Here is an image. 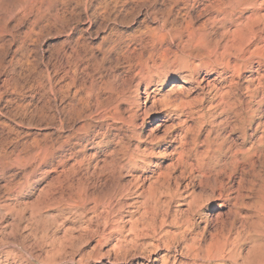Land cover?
I'll list each match as a JSON object with an SVG mask.
<instances>
[{
    "label": "rangeland",
    "instance_id": "obj_1",
    "mask_svg": "<svg viewBox=\"0 0 264 264\" xmlns=\"http://www.w3.org/2000/svg\"><path fill=\"white\" fill-rule=\"evenodd\" d=\"M33 1L0 0V264H264L248 255L264 244V229L252 226L264 216V51L237 60L242 70L223 65L236 58L212 52L223 46L222 23L208 0ZM78 42L97 69L77 95L56 98L54 56ZM96 91L116 100L101 120L85 117ZM70 101L82 115L61 130ZM85 122L86 140L79 133L44 163L26 158L44 136L62 140ZM212 236L221 244L213 254Z\"/></svg>",
    "mask_w": 264,
    "mask_h": 264
},
{
    "label": "bare ground",
    "instance_id": "obj_2",
    "mask_svg": "<svg viewBox=\"0 0 264 264\" xmlns=\"http://www.w3.org/2000/svg\"><path fill=\"white\" fill-rule=\"evenodd\" d=\"M46 1V0H45ZM50 1V0H49ZM49 1H46V2H49ZM54 1V0H53ZM56 1V0H55ZM55 1H54V3H55ZM69 1V0H68ZM73 1V0H72ZM72 1H71V3H72ZM83 1V3L84 4H86V6H87V4L88 5H90V2L88 3L87 2V0H82ZM114 1V3L115 2H118V0H113ZM195 2H201V1H203V0H194ZM33 2H35V0L33 1ZM37 2V1H36ZM60 2V1H59ZM61 2H62V0H61ZM63 4L65 5V3L67 2L66 0H63ZM74 2V1H73ZM186 2H188V0H186ZM207 2V1H206ZM208 2H210L207 6L209 7V9L207 10V11H210V8H212V12L214 11L215 12V16H214V18H213V20L214 21H217V22H221L222 24L220 25V29L222 30V33H221V36H220V38H221V41H223V46H221V44L218 42V44L217 45H213V47L215 46V48H214V50H212V52H218V51H220L221 52V50H218V48H221L222 50H223V52L221 53V56L222 57H220V58H222L223 59V55L224 54H227V53H229V52H231V54L230 55H233L234 56V58H236V63L234 64V65H232V63H231V61H230V59H228L227 57H226V59H228V61H225V62H223V65L225 64L226 66H231V69H232V67H233V69H235V70H240L241 68H242V65L240 64V63H242V62H237V60H239V59H241V58H246V55H248V54H250L251 55V53L253 54V52H256L257 50L259 51L260 50V52H261V50L262 51H264V4L263 3H261L262 1H260V4H258V1L257 0H208ZM207 2V3H208ZM250 2V4L252 3V2H254V4L255 3H257L258 5H253L254 7H253V9L251 10V12L250 13H248V14H245L244 13V11L243 12H240V13H238L239 15L237 16V18L235 17V12L233 11L234 10V8L235 7H239V6H241V5H245V7H246V5H248V6H251V5H249L248 3ZM263 2H264V0H263ZM57 3V2H56ZM68 3V2H67ZM41 4H42V1H41ZM46 4L47 3H44V5L46 6ZM53 4V3H52ZM92 4V3H91ZM206 4V3H205ZM253 4V3H252ZM38 5H39V3H38ZM43 5V6H44ZM68 5V4H67ZM70 5V4H69ZM202 5V4H201ZM30 6H31V4H30ZM37 6V5H36ZM48 6V5H47ZM46 6V7H47ZM73 6H74V4H73ZM191 6H192V4H191ZM203 6V5H202ZM204 6H206V5H204ZM51 7H53L52 5H51ZM57 7V6H56ZM64 7V6H63ZM71 7H72V5H71ZM189 7V6H188ZM193 7H194V5H193ZM32 8V7H31ZM44 8V7H43ZM54 8V7H53ZM74 8V7H73ZM88 8V7H87ZM240 8V7H239ZM252 8V7H251ZM23 9V8H22ZM28 9V8H27ZM48 9H50V7H48ZM47 9V10H48ZM57 9V8H56ZM100 9V8H99ZM191 9H193V8H191ZM203 9V8H202ZM201 9V10H202ZM205 9H206V7H205ZM204 9V10H205ZM236 9V8H235ZM244 9V8H243ZM37 10V9H36ZM46 10V11H47ZM88 10V9H87ZM189 10H190V7H189ZM200 10V11H201ZM203 10V11H204ZM198 11H199V9H198ZM202 11V12H203ZM206 11V10H205ZM204 11V12H205ZM241 11V10H240ZM24 12V11H23ZM29 12V11H28ZM32 12V11H31ZM38 12V11H37ZM52 12V11H51ZM168 12V11H167ZM201 12V13H202ZM234 12V13H233ZM238 12V11H237ZM236 12V13H237ZM169 13H170V11H169ZM168 13V14H169ZM190 13V12H189ZM210 13V12H209ZM58 14V13H57ZM59 14H60V11H59ZM154 14H158L156 11H155V9H154ZM205 14V13H204ZM207 14V13H206ZM30 15H32V14H30ZM46 15V14H45ZM49 15V14H48ZM48 15H46V16H48ZM52 15H55V14H52ZM165 15V20H164V22H167V20H168V17L170 16V15H167L166 13H163V16ZM185 15H188V13L187 14H185ZM211 15H213V14H211ZM237 15V14H236ZM25 16V15H24ZM50 16H51V14H50ZM59 16V15H58ZM189 16V15H188ZM191 16H192V14H191ZM96 17V16H95ZM212 17V16H211ZM189 18V17H188ZM191 18V17H190ZM190 18H189V20H190ZM45 19V18H44ZM44 19H42V20H44ZM47 19H48V17H47ZM35 20V19H34ZM52 20H53V17H52ZM192 20V23L194 22L193 21V19H191ZM187 21V20H186ZM18 22V21H17ZM188 22H191V21H188ZM36 23H37V21H36ZM36 23H34V24H36ZM185 23H187V22H185ZM184 23V24H185ZM191 23V24H192ZM19 24V23H18ZM38 24V23H37ZM186 25V24H185ZM34 26H36V25H34ZM38 27V26H37ZM186 27H188V26H185L184 28H186ZM193 27V26H192ZM180 29V28H179ZM187 29V28H186ZM185 29V30H186ZM191 30V29H190ZM195 30V29H194ZM179 31V30H178ZM220 31V30H219ZM175 32V31H174ZM181 32V31H180ZM186 32H188V31H186ZM191 32V31H190ZM197 32V31H196ZM195 33V32H194ZM177 34H178V32H177ZM186 34V33H185ZM196 34V33H195ZM194 34V35H195ZM197 35V34H196ZM181 36V35H180ZM191 37V36H190ZM196 37V36H195ZM251 37H254V39H251ZM183 38V37H182ZM194 38V37H193ZM219 38V37H218ZM208 40V39H207ZM183 41V40H182ZM190 41H194L195 42V40H190ZM205 41V40H204ZM216 40H214V42H215ZM219 41V40H218ZM208 42H209V40H208ZM211 43H212V40L210 41ZM209 42V43H210ZM213 42V43H214ZM217 42V41H216ZM188 43V42H187ZM196 43V42H195ZM202 43V42H201ZM222 43V42H221ZM183 44H184V42H183ZM203 44V43H202ZM186 45H188V44H186ZM204 45H206V44H204ZM199 46V45H198ZM200 46L202 47V45L200 44ZM199 46V47H200ZM210 46V45H209ZM208 46V48H211V47H209ZM212 46V45H211ZM219 46H221V47H219ZM83 45H80L79 44V42L77 43V45H76V47H74V48H71V50L69 51V52H67V51H64L62 54L61 53H57L55 56H54V59H55V61H54V64H53V67H52V70H51V76L49 75V89H50V91L52 92V94L54 95V97H61V98H64V97H69L70 96V92H71V89L72 88H75L76 89V93L74 94V95H77V93H79L81 90H84V87H85V84H86V76H91V73L89 72L90 71V68H92V71L94 70V69H97L96 67H94L93 68V66H94V64H90V63H87L89 60L86 58V56L87 55H85V51L83 50ZM206 47H207V45H206ZM212 47V48H213ZM183 48V47H182ZM193 48V47H192ZM205 48V47H204ZM254 48V49H253ZM116 49V47H114V46H112V48L110 49V52H113V50H115ZM183 49H185V48H183ZM207 49V48H206ZM197 50V49H196ZM199 50V49H198ZM201 50V49H200ZM203 50V49H202ZM201 50V51H202ZM208 50H210V49H208ZM207 50V51H208ZM252 50V51H251ZM185 51V50H184ZM206 51V52H207ZM257 51V52H258ZM188 52V51H187ZM210 52V51H209ZM185 53V52H184ZM192 53V52H191ZM185 54H187V53H185ZM192 54H194V52L192 53ZM199 54H201V53H199ZM211 54V53H210ZM213 54V53H212ZM216 54V53H215ZM259 54V53H258ZM182 55V54H181ZM201 55H203V54H201ZM206 55V54H205ZM209 55V54H208ZM214 55V54H213ZM218 55V54H217ZM216 55V56H217ZM255 55V54H254ZM259 55H261V54H259ZM153 56V55H152ZM180 56V55H179ZM207 56V55H206ZM216 56H215V58H216ZM225 56V55H224ZM263 56V55H262ZM261 56V57H262ZM150 57V56H149ZM197 57V56H196ZM204 57V56H203ZM203 57H202V59H203ZM209 57V56H208ZM248 57H249V55H248ZM247 57V58H248ZM251 57H253V56H251ZM200 58H201V56H200ZM215 58H214V60H215ZM220 58H219V60H220ZM232 58V57H231ZM260 58V57H259ZM264 58V57H263ZM262 58V59H263ZM182 59V58H181ZM195 59V58H194ZM193 59V60H194ZM198 59V58H197ZM201 59V60H202ZM217 59V58H216ZM225 59V58H224ZM253 59H255V58H253ZM139 60V59H138ZM190 60H191V58H190ZM204 60V59H203ZM207 60H208V58H207ZM218 60V61H219ZM246 60V59H245ZM247 60H249L250 61V59H247ZM257 60H258V58H257ZM209 61V60H208ZM211 61V60H210ZM209 61V62H210ZM217 61V60H216ZM215 61V62H216ZM240 61V60H239ZM251 61H252V59H251ZM254 61V60H253ZM132 62V61H131ZM148 61H146V62H140V69H139V73L140 74H143L145 71H147V69H148V63H147ZM180 62V61H179ZM188 62H190V61H187V63ZM192 62V61H191ZM212 62V61H211ZM214 62V61H213ZM212 62V63H213ZM193 63V62H192ZM220 63V62H219ZM222 63V62H221ZM252 63V62H251ZM137 64V63H136ZM194 64H195V62H194ZM245 64V63H244ZM163 65V64H162ZM186 65H188V64H186ZM261 65V64H260ZM164 66V65H163ZM133 67H135V66H133ZM157 67V66H156ZM183 67V66H182ZM191 67V66H190ZM244 67V66H243ZM249 67V66H248ZM247 67V68H248ZM186 68H187V66H186ZM251 68V67H250ZM189 69V68H188ZM194 69V68H193ZM244 69V68H243ZM195 70H196V68H195ZM195 70H193V71H195ZM233 71V72H236V71ZM242 70V69H241ZM149 71V70H148ZM192 71V70H191ZM151 72V71H150ZM159 73V72H158ZM237 73V72H236ZM236 73H234L235 75H237ZM240 73V72H239ZM160 74H162V73H160ZM185 75V74H184ZM162 76V75H161ZM234 76V75H233ZM240 76H241V74H240ZM189 77H191V78H194L195 77V74H194V72H192V73H190V74H186L185 76H184V78H185V81H187L188 79H189ZM235 77V76H234ZM10 78V77H9ZM236 78V77H235ZM223 79V78H222ZM262 79V78H261ZM225 80V79H224ZM234 80V79H233ZM47 81V82H48ZM176 87H175V90H181V87H182V85H180V84H177V85H175ZM263 88V87H262ZM173 90H174V87H173ZM139 90H137V92H138ZM257 92V91H256ZM260 93V92H259ZM88 95H89V108H88V114L87 115H85V117H87V116H89V117H91L92 119H99V120H101V119H104V118H106L105 116H106V114L108 113V111H110L114 106L113 105H115V97L113 96V94L112 95H110V97H108V98H106V99H102L101 98V95H100V92H98V91H96V92H94V93H91V92H88ZM148 96H149V94H147V98H148ZM150 97V96H149ZM13 100V99H12ZM63 100H65V99H63ZM74 100V99H73ZM81 100V99H80ZM11 103V102H10ZM20 104V103H19ZM19 104H18V106H19ZM26 104V103H25ZM25 104H24V107H26L25 106ZM21 105V104H20ZM23 105V104H22ZM77 105V104H76ZM76 105H75V103L73 102H69L68 103V106H66V107H64L63 108V110H62V112H61V117L59 118V120H58V122H59V124H57L58 126H59V129H63L64 127H65V125L66 124H68V122H69V116H72V117H74V116H79L80 117V114L82 115V111H80V108H78V107H76ZM79 106V105H78ZM23 107V108H24ZM44 107H45V105H44ZM18 108V107H17ZM19 108H20V106H19ZM22 108V107H21ZM28 108V107H27ZM27 108H25V109H27ZM115 108V107H114ZM18 110V109H17ZM44 110V109H43ZM38 111H40V110H38ZM60 112V111H59ZM16 113V112H15ZM17 114H18V112H17ZM242 115V114H241ZM17 116H19V114L17 115ZM16 116V117H17ZM242 117H243V115H242ZM242 117H241V120H242ZM244 119V118H243ZM11 120V119H10ZM240 120V121H241ZM245 120V119H244ZM32 121V120H31ZM30 121V122H31ZM17 122V121H16ZM56 122V121H55ZM58 122H56V123H58ZM245 122V121H244ZM243 122V123H244ZM242 123V122H241ZM50 125V124H49ZM56 125V124H55ZM56 125V126H57ZM231 125V124H230ZM233 125H237V124H233ZM232 125V126H233ZM91 127V124L90 123H87V122H85L83 125H81L80 127H78V128H76L75 130H74V132L73 133H71V134H69V135H67L64 139H62V140H50V142H49V139H48V137H45L44 136V138H47V139H45L44 141H37V143H35V145H34V149L33 150H30V151H28V150H26V151H28L27 152V154H26V158H28L29 159V161H35V162H38V163H44L45 161L47 162L48 161V159L50 158V156L52 157V155L54 154H56L57 152H59V151H61V150H63V148L64 147H66V146H69V144L71 143V141H72V139L73 138H76V139H78L77 138V136H79L80 134L79 133H81V132H85V134H84V136L81 138V140H86V137H87V133H89V128ZM58 129V128H57ZM18 132V131H17ZM46 135V134H45ZM47 136V135H46ZM51 137V136H50ZM39 139V138H38ZM37 139V140H38ZM41 139V138H40ZM60 139V138H59ZM88 139V138H87ZM79 140V139H78ZM239 142V141H238ZM30 143V142H29ZM232 142H230V146L232 145L231 144ZM28 144V143H27ZM233 144H236V143H233ZM236 146V145H235ZM27 147V146H26ZM28 147H30V145L28 146ZM234 146H232V148H233ZM237 147V146H236ZM32 148V147H31ZM231 148V147H230ZM238 148H240V147H238ZM242 148V147H241ZM27 149V148H26ZM195 149H197L196 147H195ZM83 150V149H82ZM193 150V149H192ZM192 150L190 151V152H192ZM231 151V150H230ZM207 152H208V150H207ZM206 152V153H207ZM232 152V151H231ZM236 152V151H235ZM239 152V151H238ZM77 154V153H76ZM187 154V152L185 153V155ZM237 154V153H236ZM25 155V154H24ZM73 155V154H72ZM183 155V154H182ZM182 155H180L179 154V156H181V157H183ZM202 155H204V154H202ZM238 155V154H237ZM76 156V155H75ZM187 156H189V155H187ZM236 156V155H235ZM49 157V158H48ZM237 157V156H236ZM185 158V157H184ZM187 159H189L188 157H187ZM232 159V158H231ZM239 159V158H238ZM177 160H179V158H177ZM191 160V159H190ZM187 161V160H186ZM179 162V161H178ZM184 162H185V160H184ZM233 162H235V160L233 161ZM1 163V162H0ZM50 163V162H49ZM80 163H81V161H80ZM181 163H183V162H181ZM189 163H191V161H189ZM236 163V162H235ZM28 164V163H27ZM32 164V163H31ZM63 164V163H62ZM185 164V163H184ZM3 165V164H2ZM30 165V164H29ZM35 165V164H34ZM193 165V163L191 164V166ZM196 165V164H195ZM194 165V166H195ZM4 166V165H3ZM33 166V165H32ZM39 166V165H38ZM81 166V165H80ZM182 166V165H181ZM185 166V165H184ZM186 166H187V164H186ZM185 166V167H186ZM188 166L190 167V168H192L191 166H190V164H188ZM6 167V166H5ZM5 167H3V168H5ZM34 167V166H33ZM37 167V166H36ZM35 167V168H36ZM7 168V167H6ZM38 168V167H37ZM2 169V168H1ZM33 169V168H32ZM3 170H5V169H2V171ZM198 170V169H197ZM205 170V169H204ZM203 170V171H204ZM1 171V170H0ZM1 171V172H2ZM34 171V170H33ZM198 171H200V170H198ZM218 171H220V170H218ZM32 172V171H31ZM193 172H195V169L193 170ZM205 172H206V170H205ZM215 172H217V170L215 171ZM223 172V171H222ZM225 172V171H224ZM233 172V171H232ZM231 172V173H232ZM4 173V172H3ZM200 173H201V171H200ZM203 173V172H202ZM208 173V175H210V173L211 172H207ZM218 173V172H217ZM218 174H220V173H218ZM32 175V174H31ZM207 175V174H206ZM207 175V176H208ZM216 175V174H215ZM230 175V174H229ZM228 175V176H229ZM28 176V175H27ZM27 176H26V178H27ZM205 176V175H204ZM211 176V175H210ZM218 176V175H217ZM217 176H216V178H217ZM231 176V175H230ZM30 177V176H29ZM202 177V176H201ZM206 177V176H205ZM204 177V178H205ZM213 177V176H212ZM211 177V178H212ZM211 178H209L208 180H210ZM231 179V178H230ZM192 180H194V178L192 179ZM218 180V179H217ZM216 180V181H217ZM26 181V180H25ZM57 181V180H56ZM218 181H220V180H218ZM23 182V181H22ZM53 182H55V180L53 181ZM50 183V185L51 186H53V184H55V183ZM24 183H26V182H24ZM29 183V182H28ZM226 183V182H225ZM9 184H11V183H9ZM18 184H20L19 182H18ZM17 183L16 184H14V186H15V188H16V185H18ZM21 184H23V183H21ZM98 184V183H97ZM223 184H224V181H223V183L222 182H220V184L219 185H222L221 186V188L223 187ZM8 185V184H7ZM226 185V184H225ZM9 187V186H8ZM18 187V186H17ZM22 187V186H21ZM9 189H11L10 187H9ZM14 189V188H13ZM20 188H18V189H16L17 191L19 190ZM223 189V188H222ZM14 191H15V189H14ZM90 191V190H89ZM88 192V191H87ZM153 192V191H152ZM89 193V192H88ZM143 193V192H142ZM149 193H150V191H149ZM144 194V196L146 195V197H147V194L146 193H143ZM142 194V195H143ZM152 194V193H151ZM154 194V193H153ZM152 194V195H153ZM222 194V193H221ZM220 194V195H221ZM93 195V194H92ZM150 195V194H149ZM148 195V196H149ZM151 195V196H152ZM225 195V194H224ZM94 197V196H93ZM145 197V198H146ZM199 197V196H198ZM147 199V198H146ZM149 199V198H148ZM198 199V198H197ZM237 199V198H236ZM149 201V200H148ZM194 202H196V200L194 201ZM197 202H199V200L197 201ZM196 202V203H197ZM13 204H15L14 202H13ZM104 204V203H103ZM108 204H110V203H108ZM113 204V203H112ZM111 204V205H112ZM237 205V204H236ZM5 206V205H4ZM13 206V205H12ZM15 206V205H14ZM16 206H17V204H16ZM39 206H40V204H39ZM110 206V205H109ZM2 206H0V208H1ZM9 207V206H8ZM11 207V206H10ZM4 208H7V206L6 207H4ZM40 208V207H39ZM103 208V207H102ZM3 210V209H2ZM12 210V209H11ZM15 210V209H14ZM239 210V209H238ZM19 210H17V212H18ZM33 211V210H32ZM16 212V211H15ZM22 212V211H21ZM105 212V211H104ZM259 212V211H258ZM258 212H257V214H258ZM20 213V212H19ZM107 213V212H106ZM105 213V214H106ZM229 213H233V215L235 214V216H239L240 214H238V213H241V212H235V210L233 211L232 209H229ZM229 213H227V214H229ZM256 213V212H255ZM259 214H260V212H259ZM21 215V214H20ZM217 215V214H216ZM219 215V214H218ZM231 215V214H230ZM254 215H256V214H254ZM107 217L108 216H110V215H106ZM243 216H247V215H244L243 214ZM257 216V218L256 217H254L253 219H255L256 218V220L255 221H253V223H252V226L254 227V228H257L258 229V227H260V228H263L264 229V223H263V221H264V216H262V215H256ZM111 217V216H110ZM114 217V216H113ZM206 217H208V216H206ZM205 217V218H206ZM231 217V216H230ZM109 218V217H108ZM233 218H234V216H233ZM114 220H115V218H113ZM207 219V218H206ZM232 219V218H231ZM230 219V220H231ZM237 219H239V217L237 218ZM243 219H244V217H243ZM109 220H111V218L109 219ZM117 220V219H116ZM208 220V219H207ZM240 220V219H239ZM244 220H248V219H244ZM235 221V220H234ZM113 222H115V221H112V223ZM190 222V221H189ZM233 222V221H232ZM246 222V221H245ZM116 223H117V221H116ZM135 223V222H134ZM231 223V222H230ZM235 223V222H234ZM242 223H243V221H242ZM133 224V223H132ZM228 224H229V222H228ZM232 224V223H231ZM245 224V223H244ZM247 224V223H246ZM193 225H194V223H193ZM234 225V224H233ZM114 226V225H113ZM112 226V227H113ZM229 227L228 228H230V230H231V225H228ZM240 226H243V225H240ZM246 226V225H245ZM236 227V225H234V228ZM105 228V227H104ZM206 228V227H205ZM233 228V227H232ZM233 228V229H234ZM240 228V227H239ZM242 228V227H241ZM256 229V230H257ZM223 230V229H222ZM225 230V229H224ZM259 230V229H258ZM227 231V230H226ZM220 232V231H219ZM219 232H218V234H219ZM224 232V231H223ZM228 232V231H227ZM204 233V232H203ZM217 234V233H216ZM221 234V233H220ZM225 234V233H224ZM227 234V233H226ZM239 234V233H238ZM197 235H199V234H197ZM196 235V236H197ZM201 236H202V234H200ZM199 235V236H200ZM204 235V234H203ZM213 235V234H212ZM223 235V234H222ZM228 235V234H227ZM227 235H226V237H227ZM214 236V235H213ZM213 236H212V239H211V241H209L210 242V246L212 247L211 249H210V252L212 253V252H216V251H218L219 250V247H220V240L218 239V241H216L217 239L216 238H214L213 239ZM217 236H219V235H217ZM221 236V235H220ZM219 236V237H220ZM229 236V235H228ZM225 237V238H226ZM238 237H240V235L238 236ZM237 237V238H238ZM193 239L195 238V236H193L192 237ZM197 238V237H196ZM204 238V237H203ZM224 238V239H225ZM198 239V238H197ZM199 239H200V237H199ZM222 239V238H221ZM224 239H222L223 240V242H224ZM227 239V238H226ZM239 239V238H238ZM191 241H193L192 239H190ZM195 240V239H194ZM230 241V240H229ZM197 242H199V241H197ZM222 242V241H221ZM200 243L202 244V242L200 241ZM231 243V242H230ZM189 244H191V243H189ZM188 244V245H189ZM195 244H196V242H195ZM193 244H191V246H192ZM196 245H198V243L196 244ZM203 245V244H202ZM228 244H226V246H227ZM201 246V245H200ZM206 246H207V243H206ZM189 249H190V246H187ZM194 247H196L195 245H193V249H194ZM203 247H204V245H203ZM203 247H201V248H203ZM209 247V246H208ZM207 247V248H208ZM188 248H186L187 249V251H189V249ZM197 248H198V246H197ZM206 248V250H208ZM225 248V247H224ZM234 248V247H233ZM192 249V248H191ZM200 249V248H199ZM202 250V249H201ZM206 250H204V251H206ZM234 250H235V248H234ZM233 250V251H234ZM191 251V250H190ZM193 251V250H192ZM195 251V250H194ZM200 251V250H199ZM198 250L196 251V252H199ZM232 251V250H231ZM203 252V251H202ZM201 252V253H202ZM236 252V251H235ZM250 252H251V254H253L252 255V257H254V258H262V257H264V244H259V245H257L256 244V246H253L252 247V249L248 252L249 254L248 255H250ZM193 253V252H192ZM204 253V252H203ZM208 253V252H207ZM207 253H205V254H207ZM238 253V252H237ZM236 253V254H237ZM195 254V253H194ZM197 254V253H196ZM213 254V253H212ZM215 254V253H214ZM197 255H199V253L197 254ZM204 255V254H203ZM208 255H210V254H208ZM194 256V255H193ZM196 256V255H195ZM194 256V257H195ZM207 256V255H206ZM212 256V255H211ZM216 256V255H215ZM215 256H213V257H215ZM201 257H202V255H201ZM208 257V256H207ZM210 257V256H209ZM213 257H210V258H213ZM250 258H251V255H250ZM253 258V259H254ZM223 259V258H222ZM255 260V259H254ZM204 261H205V259H204Z\"/></svg>",
    "mask_w": 264,
    "mask_h": 264
}]
</instances>
